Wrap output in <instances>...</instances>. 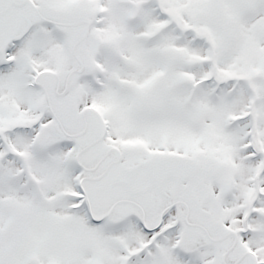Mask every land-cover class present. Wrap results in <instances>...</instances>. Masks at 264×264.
I'll use <instances>...</instances> for the list:
<instances>
[{"label":"snow or ice","instance_id":"obj_1","mask_svg":"<svg viewBox=\"0 0 264 264\" xmlns=\"http://www.w3.org/2000/svg\"><path fill=\"white\" fill-rule=\"evenodd\" d=\"M0 264H264V0H0Z\"/></svg>","mask_w":264,"mask_h":264}]
</instances>
